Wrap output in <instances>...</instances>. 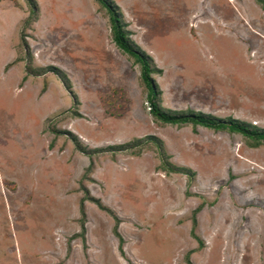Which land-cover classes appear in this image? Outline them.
<instances>
[{
    "label": "rangeland",
    "instance_id": "rangeland-1",
    "mask_svg": "<svg viewBox=\"0 0 264 264\" xmlns=\"http://www.w3.org/2000/svg\"><path fill=\"white\" fill-rule=\"evenodd\" d=\"M35 1L38 20L23 30L24 0H0V264H264V144L156 123L100 5ZM113 1L160 70L152 77L162 107L264 129V7ZM22 30L32 67L62 70L76 106L51 72L23 81ZM62 132L100 151L86 156ZM146 136L191 178L164 171L151 145L138 155L106 150ZM84 191L119 220L121 250L113 218L89 201L84 242L75 236Z\"/></svg>",
    "mask_w": 264,
    "mask_h": 264
},
{
    "label": "trees",
    "instance_id": "trees-1",
    "mask_svg": "<svg viewBox=\"0 0 264 264\" xmlns=\"http://www.w3.org/2000/svg\"><path fill=\"white\" fill-rule=\"evenodd\" d=\"M94 1L100 5L99 8H101L106 15L110 28L111 42L122 54L128 56L138 66L139 78L146 91L145 99L148 114L156 123L160 125L176 127H201L207 130H212L214 132H227L231 134H237L244 138V140L247 141L249 146H251L252 148H257L258 146L264 144V129L256 127L255 125H252L250 123L240 121L231 117L218 118L210 114L196 112L190 109L185 111H173L162 107L161 91L152 77L154 74H159L160 70L155 66L153 59L131 39L132 32L128 29V24L125 22L120 8L115 4L113 0ZM24 2L28 8V15L23 22V30L25 28L28 29L33 23L38 20L39 13V8L35 0H24ZM255 2L261 7H264V0H255ZM23 30L19 35V45L23 51L22 59H20L19 61L22 60L24 62L25 71L23 81H25L29 76H38L44 73L45 71L51 72L59 79L64 89L70 95L73 106H76L78 104V101L75 94L72 92L71 82L62 70L54 66H49L46 68L32 67V55L30 54L29 47L25 39L26 35L24 34ZM54 132L60 133L58 131ZM62 134L67 136L72 141L76 150H78L80 153L85 154L86 156L91 157L92 153L100 151L87 149L78 141L77 137L70 132H62ZM149 145L153 146L156 149L161 160V168L164 171L168 173H180L188 178H191L192 172L189 169L176 167L168 161V156L164 151L162 141L154 136H146L142 139H135L123 145L107 147L106 150L124 151L130 154L138 155L142 148H145ZM89 168L90 167L87 168L86 172L89 171ZM84 201H89L95 204L100 210L107 212L113 218V235L117 238L119 243V249L121 250V245L123 241L117 231L119 220L116 218V216L113 215V213L109 209L103 207L98 200L87 196L86 191H84V197L80 202L79 208L80 232L78 235L75 236L80 237V239L84 242ZM199 209L200 207L196 208L192 213V230L196 226L195 214L199 211ZM193 237L199 242L200 245L199 239L194 236V234Z\"/></svg>",
    "mask_w": 264,
    "mask_h": 264
}]
</instances>
